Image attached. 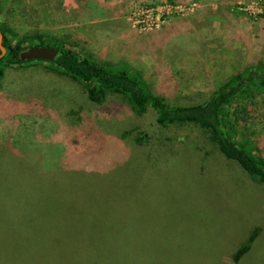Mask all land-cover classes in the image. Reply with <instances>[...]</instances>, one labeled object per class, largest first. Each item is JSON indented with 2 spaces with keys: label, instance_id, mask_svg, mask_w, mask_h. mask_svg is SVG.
I'll list each match as a JSON object with an SVG mask.
<instances>
[{
  "label": "rangeland",
  "instance_id": "rangeland-1",
  "mask_svg": "<svg viewBox=\"0 0 264 264\" xmlns=\"http://www.w3.org/2000/svg\"><path fill=\"white\" fill-rule=\"evenodd\" d=\"M1 22L130 66L172 103L264 64V0H0ZM257 100L247 134L264 152ZM0 264H264V186L197 125L93 101L45 63L6 67Z\"/></svg>",
  "mask_w": 264,
  "mask_h": 264
},
{
  "label": "trees",
  "instance_id": "trees-1",
  "mask_svg": "<svg viewBox=\"0 0 264 264\" xmlns=\"http://www.w3.org/2000/svg\"><path fill=\"white\" fill-rule=\"evenodd\" d=\"M0 30L6 49L0 58V76L6 67L34 61L45 63L49 69L82 83L93 101H102L108 93H120L135 112L145 113L151 109L161 126L197 125L208 133L225 158L236 162L251 179L264 186V152L247 134L257 98L264 94V64L249 65L231 75L200 101L172 103L152 91L130 66L93 60L79 49L64 44L63 40L44 33L15 36L4 22L0 23ZM34 45L52 46L58 54L53 60H22L20 51ZM79 193L77 190L78 196ZM79 212L77 210V215ZM258 230L254 229L246 243L236 249L232 255L235 263L249 249Z\"/></svg>",
  "mask_w": 264,
  "mask_h": 264
},
{
  "label": "water",
  "instance_id": "water-1",
  "mask_svg": "<svg viewBox=\"0 0 264 264\" xmlns=\"http://www.w3.org/2000/svg\"><path fill=\"white\" fill-rule=\"evenodd\" d=\"M0 58L5 53L6 49L2 45V32L0 30ZM58 54V50L52 46L34 45L20 51L19 56L22 60H53Z\"/></svg>",
  "mask_w": 264,
  "mask_h": 264
}]
</instances>
